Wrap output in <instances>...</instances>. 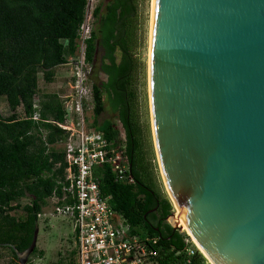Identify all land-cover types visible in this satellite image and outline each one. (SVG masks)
Here are the masks:
<instances>
[{"label": "trees", "instance_id": "16d2710c", "mask_svg": "<svg viewBox=\"0 0 264 264\" xmlns=\"http://www.w3.org/2000/svg\"><path fill=\"white\" fill-rule=\"evenodd\" d=\"M138 7V0H0V98L8 109L6 116L0 112V250L10 253L0 254V264H19L17 252L30 245L48 199L61 193L67 163L57 144L66 132L56 123L66 120L67 110L65 91L50 87L76 56L87 12L85 61L105 79L91 82L83 107L92 109L90 127L123 146L133 177L126 183L109 165L97 168L100 193L131 234L156 240L151 248L160 264H209L200 253L186 262L188 236L167 222L173 206L148 170L134 88ZM106 103L114 117L99 120ZM68 239L67 261L58 264H75L73 236ZM35 254L43 251L35 246Z\"/></svg>", "mask_w": 264, "mask_h": 264}, {"label": "water", "instance_id": "95a60500", "mask_svg": "<svg viewBox=\"0 0 264 264\" xmlns=\"http://www.w3.org/2000/svg\"><path fill=\"white\" fill-rule=\"evenodd\" d=\"M151 16L149 112L165 189L210 264H264V0H153Z\"/></svg>", "mask_w": 264, "mask_h": 264}, {"label": "built area", "instance_id": "2783aa9c", "mask_svg": "<svg viewBox=\"0 0 264 264\" xmlns=\"http://www.w3.org/2000/svg\"><path fill=\"white\" fill-rule=\"evenodd\" d=\"M88 13L81 26L76 56L67 64L73 66L67 75L72 94L63 97L66 120L56 123L66 132L65 140L57 144L63 148L67 163L63 186L61 193H52L40 216L67 220L76 248L75 264H160L157 252L151 248L156 240L140 238L129 232L111 208L110 197L101 195L95 177V169L107 164L117 179L133 182L123 146L108 143L100 132L87 125L84 116L83 104L91 98L87 81L92 67L84 57V41L89 35ZM33 107L38 108L37 102ZM32 118L37 120L38 113L35 112ZM183 233L188 236L183 250L186 262L196 253L204 256L191 236L185 231Z\"/></svg>", "mask_w": 264, "mask_h": 264}, {"label": "rangeland", "instance_id": "374dc122", "mask_svg": "<svg viewBox=\"0 0 264 264\" xmlns=\"http://www.w3.org/2000/svg\"><path fill=\"white\" fill-rule=\"evenodd\" d=\"M151 1L152 0H138V19H137V45L135 50V58L137 61V69L135 72L134 88L136 90L137 102L136 112L138 114V121L143 136V150L145 157L148 160V170L150 176L155 182L162 194L171 199L165 189L163 180L158 167L156 154L153 145L151 124H150V112H149V99H148V45H149V33H150V15H151ZM73 65H67L64 68H60V73L57 75V81L52 87L57 91H65L62 97L72 94V88L68 85L67 75L71 71ZM105 76L98 72L93 71L90 68L88 73L87 87L91 88V82L104 80ZM53 90V89H52ZM0 112L3 116L8 115V109L5 101L0 98ZM84 116L88 126L93 121V114L91 107H87L84 110ZM114 115L107 108L106 111L99 117V120L103 118H111ZM173 206V212H176L175 206ZM178 211V210H177ZM48 212V210H47ZM46 218V219H45ZM171 216L169 217V221ZM72 238L71 227L67 220L55 217H39L38 221V234L36 246L43 251V256L39 257L37 254L29 255L31 264H58V260L62 259V262H66L67 250L71 249L70 240ZM0 254L9 257V251L0 250ZM28 258V259H29Z\"/></svg>", "mask_w": 264, "mask_h": 264}, {"label": "bare ground", "instance_id": "6f19581e", "mask_svg": "<svg viewBox=\"0 0 264 264\" xmlns=\"http://www.w3.org/2000/svg\"><path fill=\"white\" fill-rule=\"evenodd\" d=\"M152 8H153V0L151 1V15H152ZM150 15V26H151V19H152V16ZM150 34V33H149ZM148 54H149V45H148ZM160 170V169H159ZM160 174H161V171H160ZM162 177V175H161ZM163 180V179H162ZM163 184H164V181H163ZM175 206V205H174ZM175 221L177 223V225L180 227L181 230L187 232L189 235V231H188V228L187 226L185 225V222L180 214L179 211H177L176 209V213H175ZM173 222V221H172ZM193 239V238H192ZM193 241L195 242V240L193 239ZM196 243V242H195ZM196 245L199 247V249L202 251V253L205 255V253L203 252V250L200 248V246L196 243ZM206 256V255H205ZM207 257V256H206ZM208 261L211 263V261L209 260V258L207 257Z\"/></svg>", "mask_w": 264, "mask_h": 264}, {"label": "crops", "instance_id": "0c3cea01", "mask_svg": "<svg viewBox=\"0 0 264 264\" xmlns=\"http://www.w3.org/2000/svg\"><path fill=\"white\" fill-rule=\"evenodd\" d=\"M62 69V68H61ZM58 70H60V69H58Z\"/></svg>", "mask_w": 264, "mask_h": 264}]
</instances>
